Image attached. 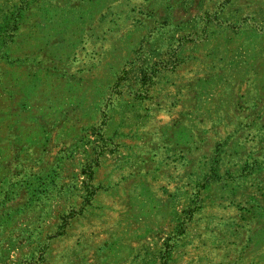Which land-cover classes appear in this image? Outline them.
<instances>
[{"label": "rangeland", "instance_id": "1", "mask_svg": "<svg viewBox=\"0 0 264 264\" xmlns=\"http://www.w3.org/2000/svg\"><path fill=\"white\" fill-rule=\"evenodd\" d=\"M253 122L264 0H0V264H264Z\"/></svg>", "mask_w": 264, "mask_h": 264}, {"label": "crops", "instance_id": "2", "mask_svg": "<svg viewBox=\"0 0 264 264\" xmlns=\"http://www.w3.org/2000/svg\"><path fill=\"white\" fill-rule=\"evenodd\" d=\"M251 126H253V127L254 126H257V127L262 126L261 129L264 131V122H262V123L253 122V123H251ZM257 135H258L257 140H258L259 144L264 146V136H262V135H264V133L260 132V128H259V132ZM190 150H192V149L190 148ZM172 157L176 158V155L172 154ZM254 163L255 164H253V163L252 164L254 165L255 169L253 168L254 170L251 172V176H250V178L252 179V187L254 188L255 192L257 191V193L259 195H262L264 193V153L262 155H260L259 157H256L254 159ZM215 172L218 173V175H216L215 177L213 175L214 172L212 170L211 171L207 170V172H206L207 177L209 178L208 186H210V187L213 184H216L217 181H219L218 178L220 177L221 173H219L217 170H215Z\"/></svg>", "mask_w": 264, "mask_h": 264}]
</instances>
